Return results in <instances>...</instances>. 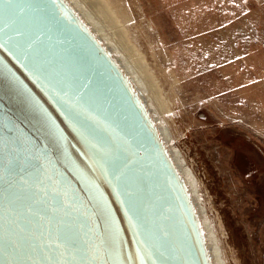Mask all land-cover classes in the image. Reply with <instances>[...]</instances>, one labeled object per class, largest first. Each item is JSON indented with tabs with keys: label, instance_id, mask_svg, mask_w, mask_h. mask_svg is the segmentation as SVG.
<instances>
[{
	"label": "water",
	"instance_id": "obj_1",
	"mask_svg": "<svg viewBox=\"0 0 264 264\" xmlns=\"http://www.w3.org/2000/svg\"><path fill=\"white\" fill-rule=\"evenodd\" d=\"M155 110L70 0H0V264H214Z\"/></svg>",
	"mask_w": 264,
	"mask_h": 264
},
{
	"label": "rangeland",
	"instance_id": "obj_2",
	"mask_svg": "<svg viewBox=\"0 0 264 264\" xmlns=\"http://www.w3.org/2000/svg\"><path fill=\"white\" fill-rule=\"evenodd\" d=\"M91 2L154 85L214 259L264 264V0Z\"/></svg>",
	"mask_w": 264,
	"mask_h": 264
},
{
	"label": "bare ground",
	"instance_id": "obj_3",
	"mask_svg": "<svg viewBox=\"0 0 264 264\" xmlns=\"http://www.w3.org/2000/svg\"><path fill=\"white\" fill-rule=\"evenodd\" d=\"M92 0H70V2L76 7L77 10H79L80 14L82 15V17L86 20V22H88V24H90V26L97 32V34L102 38V40H104V42H106V44H108L112 50L114 51V53L117 55L118 59L120 60L121 64L124 66V68L127 70V72L132 76V78L134 79V81L136 82V84L138 85V87L142 90L143 94L145 95V97L147 98L149 104L153 107V109L155 110V106H154V103H153V100H149L148 98V95H146L145 91L147 89L145 85V82L144 80L147 82L148 85H151L150 79H147L146 76L144 75V73H142V71L144 70H140L138 68V65L135 61V59L133 58V55H131L132 53L127 50L125 48V46L120 42L119 40V36L117 35V33H113L111 32L110 30H108L107 28V25L105 23V20L104 18L102 17L101 15V7L99 8L98 5L96 4H93L91 2ZM95 2V1H94ZM95 6L98 7L99 11L97 9H95ZM101 6V5H100ZM101 15V17L99 16ZM105 17H106V13H105ZM112 19V18H111ZM107 20H108V17H107ZM103 23V24H101ZM109 23V22H108ZM125 24V23H124ZM105 27V28H104ZM107 28V30H106ZM117 28V27H116ZM112 34L113 38H111L110 34ZM117 35V36H116ZM126 40V39H125ZM124 40V42H125ZM139 46V45H138ZM138 48V47H137ZM131 49H133L131 47ZM139 49V48H138ZM133 51V50H132ZM123 53V54H122ZM140 57V56H139ZM142 58V57H141ZM145 61V60H144ZM143 61V62H144ZM141 64V63H140ZM145 64H143V67H144ZM141 68V67H140ZM148 68V67H147ZM151 72V71H150ZM146 74V73H145ZM149 75V74H147ZM141 76V77H140ZM143 76V77H142ZM144 79V80H143ZM147 79V80H146ZM151 86H154V85H151ZM150 86V87H151ZM151 91V90H150ZM155 91V88L154 90ZM148 92V91H147ZM159 95V94H158ZM157 97V95L155 96ZM151 98V97H150ZM152 99V98H151ZM161 103V102H160ZM161 105V104H160ZM164 104H162L163 106ZM161 106V107H162ZM159 108V106H158ZM165 108V111H167L166 107L163 106V109ZM161 109V108H159ZM156 112V110H155ZM158 112V111H157ZM163 112V111H162ZM161 112V113H162ZM160 114V113H159ZM157 115V114H156ZM159 120V118H158ZM160 121V120H159ZM164 123V122H163ZM161 126H162V129H163V132L164 134L166 133L165 129H164V126L162 125L161 123ZM169 130V129H168ZM170 131V130H169ZM171 133V132H170ZM172 135V134H171ZM172 139V138H171ZM177 150V149H176ZM178 152V151H177ZM177 162L179 163L180 165V168H181V164H180V161L177 159L176 155L174 154ZM178 156V155H177ZM185 160V159H184ZM183 160V161H184ZM189 168V167H188ZM182 171V169H181ZM183 172V171H182ZM184 174V173H183ZM185 176V174H184ZM187 181L189 183V185L191 186V189H192V185L193 184V194L195 192V188H194V183L189 179L187 178ZM197 189V188H196ZM197 191V190H196ZM204 210V209H203ZM206 220V219H205ZM205 228H206V232H207V236H208V240H210V235H209V232L210 230H208V227H207V224L205 223L204 224ZM213 236V235H212ZM213 238V237H212ZM213 252V257H216L218 255V253H216V249L212 251ZM218 258V257H217ZM225 258V257H224ZM214 259V258H213ZM220 259V258H219ZM221 262V261H220ZM214 264H219V262L214 259ZM226 264V263H225Z\"/></svg>",
	"mask_w": 264,
	"mask_h": 264
}]
</instances>
